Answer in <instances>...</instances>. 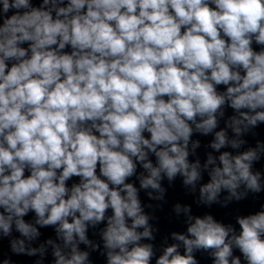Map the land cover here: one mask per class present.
<instances>
[{
  "label": "clouds",
  "instance_id": "obj_1",
  "mask_svg": "<svg viewBox=\"0 0 264 264\" xmlns=\"http://www.w3.org/2000/svg\"><path fill=\"white\" fill-rule=\"evenodd\" d=\"M260 125L264 0H0V239L17 256L264 264V202L235 224L177 202L186 231L155 244L178 177L198 206L260 199Z\"/></svg>",
  "mask_w": 264,
  "mask_h": 264
}]
</instances>
